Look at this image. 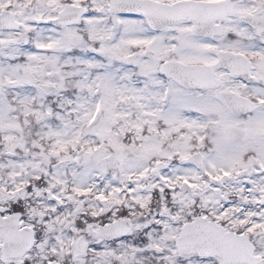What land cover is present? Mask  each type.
Listing matches in <instances>:
<instances>
[{
    "label": "snow or ice",
    "instance_id": "1",
    "mask_svg": "<svg viewBox=\"0 0 264 264\" xmlns=\"http://www.w3.org/2000/svg\"><path fill=\"white\" fill-rule=\"evenodd\" d=\"M0 264H264V0H0Z\"/></svg>",
    "mask_w": 264,
    "mask_h": 264
}]
</instances>
